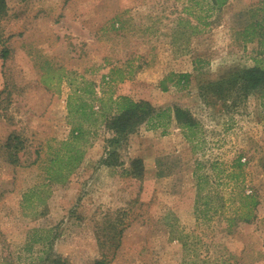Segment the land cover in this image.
<instances>
[{
	"label": "rangeland",
	"instance_id": "obj_1",
	"mask_svg": "<svg viewBox=\"0 0 264 264\" xmlns=\"http://www.w3.org/2000/svg\"><path fill=\"white\" fill-rule=\"evenodd\" d=\"M7 1L0 264H94L103 251L109 264H264V85L229 83L264 67V44L242 34L264 0H229L197 35L178 21L199 24L208 1L193 14L189 0ZM120 97L168 114L113 143L105 121ZM80 105L98 112L96 126L71 117ZM177 109L197 127L179 123ZM77 127L86 135L73 142ZM117 152L121 164L108 165ZM74 154L81 161L67 167ZM137 158L142 179L125 175Z\"/></svg>",
	"mask_w": 264,
	"mask_h": 264
},
{
	"label": "trees",
	"instance_id": "obj_2",
	"mask_svg": "<svg viewBox=\"0 0 264 264\" xmlns=\"http://www.w3.org/2000/svg\"><path fill=\"white\" fill-rule=\"evenodd\" d=\"M26 1V0H23ZM191 2V6L187 7L186 11L188 10V13L192 12V8L195 7H203V2H207V15L201 16L198 18L199 24L195 25L191 20L180 18L178 23H186L188 27L191 29V34L197 35L203 32L204 29H201V25L204 26V28H207L211 23L209 22L208 18L217 12H220L229 2V0H189ZM191 10V11H190ZM262 13L261 19H256L257 16H259V13ZM250 16H251V23L245 27L243 30V36L246 42H254L255 40H260L264 44V7L258 8V9H251L250 10ZM8 14V1L7 0H0V21L3 17H5ZM7 57L6 52L4 53V58ZM119 70H117L118 72ZM115 70L112 72L113 80H120L125 81L126 75L124 71H120V77L116 78ZM133 72H129V78L132 77ZM189 75H183L181 78H188ZM242 80L244 90L248 91L255 88H260L264 85V67H255L253 69L247 70L241 74L236 75L233 77L229 83L231 85H236L239 83V81ZM164 86V83H163ZM117 106L119 109V113L115 114L111 117H108L106 119V127L110 132H113L115 134V137L111 140L113 143L120 144L123 141H126L132 133H134L141 125L143 124H157L155 120L160 118L163 114H168V111H163L159 113L150 103L146 101L136 102L132 100L130 97H120V100L117 102ZM70 115L71 117L79 115L81 120H86L87 122H91V126H96L98 121V112L94 110L93 106H90L89 108L86 107V105H80L79 107H71L70 108ZM171 116V114H170ZM175 118L178 120L179 123H181L183 126L189 128L190 130L197 127L196 121L193 120V118L182 109H177L175 111ZM92 131L87 132L88 134H91ZM86 135L84 129L82 127H77L73 129L72 134V140L73 142L81 139ZM73 151V150H72ZM120 155L119 153H112V155L109 157L108 161L106 163L110 166H116L117 164H121L118 159ZM81 161V156L77 157V155H72L67 159V167L72 166L73 164L79 163ZM242 162L238 161V166L242 168ZM74 168H76V165H74ZM74 168L72 170H74ZM131 169H127L125 172L126 176H132L135 178L142 179L145 174V164L143 159L137 158L133 159L131 161ZM62 173H58V177L54 178L55 182L62 181L64 176H62ZM243 200L246 202L252 203L254 207H257L259 202L255 197H250L245 195L243 197ZM247 217H245V221L248 223H251L253 219L255 218V215L253 214H246ZM113 230L117 231V226H113ZM117 234V233H115ZM114 240L112 243H109L112 245V247H119L120 242H115L117 240L116 236L113 238ZM104 247L107 245V242L101 243ZM45 264H67V261L63 259L62 257H54V258H48L45 260ZM110 260L108 259V255L103 251V259H100L96 261L94 264H109ZM203 264H217L215 261H209V260H202ZM220 264H232L227 261L221 262Z\"/></svg>",
	"mask_w": 264,
	"mask_h": 264
}]
</instances>
